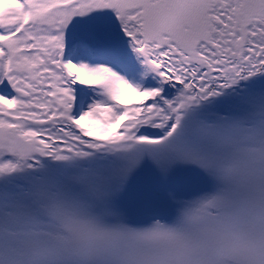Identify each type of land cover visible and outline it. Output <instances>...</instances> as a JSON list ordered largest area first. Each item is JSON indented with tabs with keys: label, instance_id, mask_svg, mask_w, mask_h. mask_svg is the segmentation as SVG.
<instances>
[{
	"label": "snow or ice",
	"instance_id": "1",
	"mask_svg": "<svg viewBox=\"0 0 264 264\" xmlns=\"http://www.w3.org/2000/svg\"><path fill=\"white\" fill-rule=\"evenodd\" d=\"M0 264H264V0H0Z\"/></svg>",
	"mask_w": 264,
	"mask_h": 264
}]
</instances>
